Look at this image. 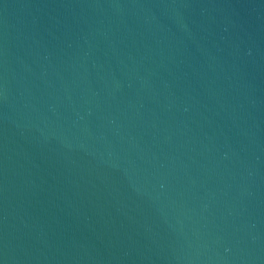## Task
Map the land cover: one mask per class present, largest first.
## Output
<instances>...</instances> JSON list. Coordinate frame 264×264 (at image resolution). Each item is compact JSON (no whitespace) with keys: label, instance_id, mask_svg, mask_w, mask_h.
<instances>
[{"label":"water","instance_id":"95a60500","mask_svg":"<svg viewBox=\"0 0 264 264\" xmlns=\"http://www.w3.org/2000/svg\"><path fill=\"white\" fill-rule=\"evenodd\" d=\"M0 264H264V0H0Z\"/></svg>","mask_w":264,"mask_h":264}]
</instances>
